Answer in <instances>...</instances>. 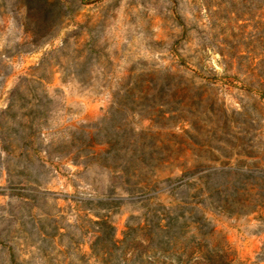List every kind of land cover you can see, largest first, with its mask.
<instances>
[{"label": "rangeland", "instance_id": "obj_1", "mask_svg": "<svg viewBox=\"0 0 264 264\" xmlns=\"http://www.w3.org/2000/svg\"><path fill=\"white\" fill-rule=\"evenodd\" d=\"M228 1L0 0V264H264V209L206 191L264 172V10ZM126 94L135 172L93 141Z\"/></svg>", "mask_w": 264, "mask_h": 264}, {"label": "trees", "instance_id": "obj_2", "mask_svg": "<svg viewBox=\"0 0 264 264\" xmlns=\"http://www.w3.org/2000/svg\"><path fill=\"white\" fill-rule=\"evenodd\" d=\"M228 4H232L229 0ZM242 4L246 7L248 5H255L258 9L264 10V0H242ZM130 95H124L123 99H120L119 102H116V105L110 109L108 115L103 118L101 124H106L105 127L99 128L97 127V132L93 135V141L97 144H104L108 146L110 149L115 150L118 149L119 146L123 145V143L127 146V153L123 155V160L121 165H126L127 170H133L135 172V166L138 164H146L152 163L156 161L153 157L154 151L152 149L140 148L139 143L137 141L132 142L130 139L123 140L120 138V134H112L111 126L112 123L117 119V114H120L124 109H128ZM100 137H102L100 139ZM224 172V171H223ZM232 187L227 188L226 192H221L216 187L206 186V191H208L210 195V199L213 200V204L216 205V208L224 211L228 214H245L247 213L246 208L251 207L253 209H257L258 207L264 209V172H242L239 169H232ZM242 178H246L247 180L253 182L258 189V192L255 194H242L241 193V185ZM239 185V186H238ZM208 187V188H207ZM98 225L101 226L100 236L97 240L101 238H105L107 236H112V227L109 226L105 221L98 222ZM155 236L151 237L150 243L157 248H161V242L156 243ZM156 244V245H155ZM95 251V250H94ZM96 255L99 254L96 252ZM202 259L207 261V264H213L211 255L207 252L203 253ZM140 264H148L145 261L140 262ZM225 264V263H219Z\"/></svg>", "mask_w": 264, "mask_h": 264}]
</instances>
